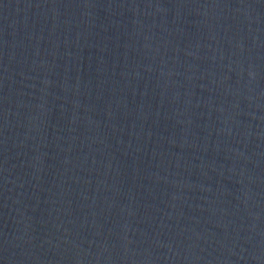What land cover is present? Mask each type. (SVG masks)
I'll return each instance as SVG.
<instances>
[{
    "label": "water",
    "instance_id": "95a60500",
    "mask_svg": "<svg viewBox=\"0 0 264 264\" xmlns=\"http://www.w3.org/2000/svg\"><path fill=\"white\" fill-rule=\"evenodd\" d=\"M0 264H264V0H0Z\"/></svg>",
    "mask_w": 264,
    "mask_h": 264
}]
</instances>
